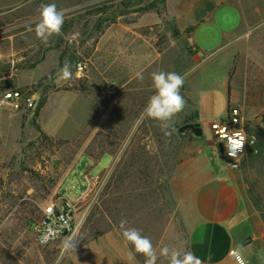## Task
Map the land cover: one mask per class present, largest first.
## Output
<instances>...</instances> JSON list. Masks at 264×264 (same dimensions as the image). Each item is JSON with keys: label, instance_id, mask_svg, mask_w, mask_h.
Masks as SVG:
<instances>
[{"label": "rangeland", "instance_id": "obj_1", "mask_svg": "<svg viewBox=\"0 0 264 264\" xmlns=\"http://www.w3.org/2000/svg\"><path fill=\"white\" fill-rule=\"evenodd\" d=\"M50 3L64 10L65 21L43 43L34 29L40 6ZM205 19L211 20L199 25ZM239 21L224 39L234 56L229 87L254 143L231 169L210 130L227 116L220 85L229 67L213 62L197 69L187 37L196 27L192 37L207 54ZM262 22L264 0H0V93L19 92L35 103L25 114L0 112V264H54L61 240L40 247L31 225L64 192L76 197L84 173L97 180L80 205L76 253L60 264H144L123 239L121 219L152 240L157 264H169L159 255L165 246L204 261L210 244L194 193L210 169L230 175L261 235L264 153L257 142L264 131L254 122L264 115V26L240 37ZM65 62L73 72L67 82L57 76ZM158 71L185 78L186 106L171 136L142 116ZM196 125L200 137L186 129ZM216 247L225 264H237L227 244Z\"/></svg>", "mask_w": 264, "mask_h": 264}, {"label": "clouds", "instance_id": "obj_2", "mask_svg": "<svg viewBox=\"0 0 264 264\" xmlns=\"http://www.w3.org/2000/svg\"><path fill=\"white\" fill-rule=\"evenodd\" d=\"M65 21L64 10H58L55 3L42 4L40 6L39 20L35 24V35L37 39L43 43H47L49 38L53 35H59ZM264 26L262 24L250 28L241 35V39H249L252 32ZM31 30V29H30ZM79 75V72H77ZM58 79L62 81H70L73 78L71 64L65 62L62 68L57 73ZM137 77L143 81V74L138 73ZM152 86L155 89L153 94L142 113L143 117L158 121L159 126L164 130L165 135L171 136L176 130L174 127V118L183 111L186 106V101L181 95V88L184 85V76L176 72L158 71L151 73ZM216 127H219L218 125ZM219 134L223 141H226L225 148L227 155L234 159L238 158L239 153L243 152L245 145V134L242 130L233 131L229 133L227 128H219ZM51 211V209L49 210ZM127 220L121 219L119 228L123 239L134 247L135 253L142 255L145 260L144 264H157V251L152 240L141 234V231L136 228L127 227ZM70 225L67 220L57 224L55 220L51 224H46L44 232L41 234L40 243L45 245L49 242V238H59L61 233L69 228ZM78 231V229H77ZM80 242L76 231L69 236H64L61 239V250L54 264H60L61 260L66 255L76 253V248ZM245 246L239 245L230 252L234 256L237 264H247L245 258ZM159 255L166 258L169 264H203V261L197 257L192 251H181L175 247L169 248L165 246L160 249ZM128 260H135L132 252L128 254Z\"/></svg>", "mask_w": 264, "mask_h": 264}, {"label": "crops", "instance_id": "obj_3", "mask_svg": "<svg viewBox=\"0 0 264 264\" xmlns=\"http://www.w3.org/2000/svg\"><path fill=\"white\" fill-rule=\"evenodd\" d=\"M209 20L205 19L199 25L209 22ZM239 26L240 21L235 30L225 33L221 41L207 54H204V50L198 47L195 42L197 54L193 58L198 61L196 64L197 69L213 64V62L215 64L219 63L216 67H229V70H227L228 75L223 78L224 82L222 81L220 85V90H223L227 95L228 108L237 103V97L231 87L230 94H228L229 72L234 64V56L230 53L231 51L224 39L227 35L237 31ZM195 28H191V36ZM224 53L227 55H223ZM221 57L223 60L226 59L224 63H221ZM207 175H209L207 180L194 193L195 214L203 224L206 233L205 241L210 244L205 248L203 264H225L221 255L218 256V253L216 255L215 251L216 246L222 244H227L230 247L229 253L237 246L244 245L246 249L245 258L249 264H258V262L264 261V228L260 229L261 235L256 234L255 224H250L252 217L245 214L241 207V196L232 178L228 173L216 171L215 169H210Z\"/></svg>", "mask_w": 264, "mask_h": 264}, {"label": "built area", "instance_id": "obj_4", "mask_svg": "<svg viewBox=\"0 0 264 264\" xmlns=\"http://www.w3.org/2000/svg\"><path fill=\"white\" fill-rule=\"evenodd\" d=\"M188 44V54L191 58L195 57L197 54V47L195 41L191 35L187 37ZM79 71L82 70V67L79 65ZM35 107L34 98L23 95L19 92H3L0 93V112H11V113H20L25 114L28 111L32 110ZM254 127L258 128L260 131H264V115L259 117L257 121L254 122ZM219 127H216V126ZM226 127L229 133L233 131L242 130L245 134V145L242 153H239L238 158L234 159L227 155L225 148L226 141H223L221 135L219 134V128ZM210 130L213 135L217 138L219 145L222 146V155L224 156L223 161L231 169H237L240 165V160L245 154L248 146L254 143V139L250 134V129L245 121V118L238 107L231 106L227 110V116L225 118H220L210 125ZM96 176H90L87 173L82 174L81 181L82 186L76 197H73L69 194L63 193L60 202L55 205H50L44 210L43 217L41 220L35 224L31 225L32 234L35 240V243L40 247H45L55 241L61 240L64 236H69L72 232L79 229L81 221L79 218L80 205H82L88 198L90 192L93 189L94 182H96ZM51 209V211H49ZM53 220L57 224L62 223L63 220H67L70 227L66 228L59 238H49V242L45 245L40 243L41 234L44 232L46 224H51ZM231 252V251H230ZM230 255V253H229ZM235 261V257L230 255ZM237 263V262H236Z\"/></svg>", "mask_w": 264, "mask_h": 264}, {"label": "water", "instance_id": "obj_5", "mask_svg": "<svg viewBox=\"0 0 264 264\" xmlns=\"http://www.w3.org/2000/svg\"><path fill=\"white\" fill-rule=\"evenodd\" d=\"M186 129H191V130L195 133V135H196L197 137H200V136H201V129H200L199 125H196V126H188V127H186ZM222 150H223V149H222V146L219 145V153H220V158H221V160L224 159V156L222 155ZM86 163H87V160L84 159V160L81 162V165H80V167H79V171H82V170H83V168L85 167Z\"/></svg>", "mask_w": 264, "mask_h": 264}, {"label": "trees", "instance_id": "obj_6", "mask_svg": "<svg viewBox=\"0 0 264 264\" xmlns=\"http://www.w3.org/2000/svg\"><path fill=\"white\" fill-rule=\"evenodd\" d=\"M191 32H192V29H191ZM228 94H230V87H229V92H228ZM258 145H261V147H260V152L261 153H264V134L262 135V136H259L258 137Z\"/></svg>", "mask_w": 264, "mask_h": 264}]
</instances>
